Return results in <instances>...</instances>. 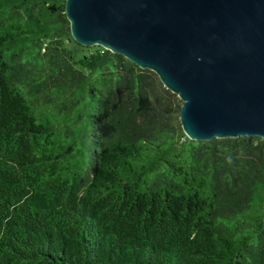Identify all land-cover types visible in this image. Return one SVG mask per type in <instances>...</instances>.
Here are the masks:
<instances>
[{"label":"trees","instance_id":"trees-1","mask_svg":"<svg viewBox=\"0 0 264 264\" xmlns=\"http://www.w3.org/2000/svg\"><path fill=\"white\" fill-rule=\"evenodd\" d=\"M64 1L0 0V264H264V141L188 139Z\"/></svg>","mask_w":264,"mask_h":264},{"label":"water","instance_id":"water-1","mask_svg":"<svg viewBox=\"0 0 264 264\" xmlns=\"http://www.w3.org/2000/svg\"><path fill=\"white\" fill-rule=\"evenodd\" d=\"M72 39L154 72L190 140L264 141V0H65Z\"/></svg>","mask_w":264,"mask_h":264}]
</instances>
